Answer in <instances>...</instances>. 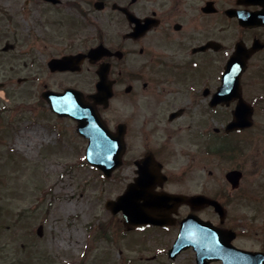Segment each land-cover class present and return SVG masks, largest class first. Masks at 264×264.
Masks as SVG:
<instances>
[{"label":"rangeland","instance_id":"obj_1","mask_svg":"<svg viewBox=\"0 0 264 264\" xmlns=\"http://www.w3.org/2000/svg\"><path fill=\"white\" fill-rule=\"evenodd\" d=\"M4 4L0 0V264H191L186 254L175 260L168 257L173 232L145 228L129 234L122 215L106 207L131 183L133 161L148 150L162 149L163 143L170 149L165 158L171 178L167 188L220 199L229 212L228 225L249 235L247 245L264 246V102L257 107L255 125L235 141L238 152L210 155L193 142L190 131L200 119L213 128L220 126L224 113L196 114L172 123L142 111L131 118L120 109L121 100L128 98L121 91L114 101L116 111L109 107L101 113L109 127L131 119L123 122L132 127L131 148L124 164L106 178L87 164L88 140L78 134L77 122L58 117L41 96L46 89L73 86L85 94L95 92L97 65L84 62L80 72L60 73L50 71L47 62L50 56L87 52L103 44L102 28L89 25L76 10H54L46 18L50 22L33 37L39 40L34 51L44 61L28 64L8 48L14 35L4 20ZM263 65V60H256L247 75L253 82L247 85L249 99L264 98V76L257 72ZM133 69L132 65L129 70ZM212 70L202 66L193 73L208 75ZM149 93L138 90L136 97ZM186 125L192 126L190 131ZM19 140L28 143L27 148L20 149ZM231 170L244 174L239 190L226 180ZM202 216L209 219L214 214Z\"/></svg>","mask_w":264,"mask_h":264},{"label":"flooded vegetation","instance_id":"obj_2","mask_svg":"<svg viewBox=\"0 0 264 264\" xmlns=\"http://www.w3.org/2000/svg\"><path fill=\"white\" fill-rule=\"evenodd\" d=\"M4 2V20L14 35L12 42L8 43V48L14 52L15 57L24 56L28 64L44 61L41 53L34 51L36 42H39L36 37L33 38L35 32L38 33L50 22V19L46 18L54 10L58 13L63 9L76 10L89 25L98 24L103 30L107 84L113 94V98L109 99L110 112L116 111L114 101L121 91L128 95V98L121 100L124 107L120 109L123 108L131 118L142 111L160 118L166 117L172 123L187 116L221 112L224 113L223 122L215 128L209 126L203 119L199 120L200 123L194 131H190L191 125H186L192 134L193 142L204 147L206 153L210 155H214L216 142L224 143L230 153L241 149L239 142L235 141L240 140L246 131H226L240 99L233 98L232 95L217 99L216 95L223 86L224 65L232 58L237 47L242 46L252 55L247 63L248 68L242 75L243 97L255 104V107L264 102V98L249 99L246 96L247 85H253L252 80H247V75L252 71V64L256 60L264 62V0H4ZM242 16L251 18V23L241 21ZM111 29H115L114 33H111ZM18 50H21V54H17ZM69 55L72 54L54 55L50 56V59ZM132 65L134 69L129 70L132 69ZM202 66L213 68L212 73L208 75L193 73ZM257 72L264 76V68H258ZM127 78L131 80L126 84L124 81ZM138 90L141 93H150L137 98ZM228 90L231 92L233 89ZM173 117L176 118L172 119ZM129 120L131 119L123 118L119 123ZM124 124L128 152L131 148L129 135L132 127L130 122ZM111 127L114 129V126ZM178 129L181 131L183 128ZM170 139L173 140V134ZM168 155L170 149L165 143L162 149L146 151L140 159L133 161L132 181L138 176L137 163L150 156L153 161L149 168L154 177L152 194H183L180 190L167 188L171 181L165 161ZM208 211L213 212V218L207 219L202 216ZM190 214L199 215L224 231L232 230L231 244L237 250L232 258L207 264H258L256 256L252 257L251 254L264 253V246L257 248L254 245H247L250 241L249 235L245 234L244 230L240 231L236 225H228L229 218L222 220L211 206L193 211L187 204L169 202L157 215L164 221L163 226H144L137 230L149 228L163 234L173 232V243L166 252L169 255L170 248L181 233L184 219ZM183 254L191 257V264H198L197 252L193 247L183 251L181 255Z\"/></svg>","mask_w":264,"mask_h":264},{"label":"water","instance_id":"obj_3","mask_svg":"<svg viewBox=\"0 0 264 264\" xmlns=\"http://www.w3.org/2000/svg\"><path fill=\"white\" fill-rule=\"evenodd\" d=\"M243 19L246 20V18ZM104 55V47L100 46L91 50L88 55L82 54L65 57L61 60H52L49 65L52 70H80L81 62L85 57H89L91 62H94L103 58ZM247 58L248 54H243L239 49L227 64L226 73L223 77L225 85L222 88L225 89V94L222 95V97L228 96L226 89L230 87L236 88L237 95L240 96L241 74L246 68ZM98 73L101 77V80L98 83V92L95 93V95L89 96L90 99L94 100V104L88 102L85 95L76 89H68L63 93L46 91L43 93V97L49 103L52 111L56 112L58 116H68L78 121L77 128L79 134L84 138L89 139L86 160L92 166L103 170L107 177H110V175L122 164V156L125 153L126 147L123 137V128L120 127L117 134L112 133L98 112L96 105L103 104L108 106L109 96H111V94H108L106 65L102 66ZM253 112L254 109H252L249 104L242 101V106L234 113V122L229 125L228 130H236L237 128L240 129L251 126L253 124ZM241 176L242 174L240 172H230L228 173L227 178L231 181L233 186H238ZM137 182L138 183L136 184L129 185L127 191L117 200H111L107 203V208L113 213L117 214L119 212H124L125 223L129 229H132L137 225L157 223V221H154L155 213L159 212L158 210L165 200L170 199L174 201L176 200L179 203L187 202L191 205H213L218 212L222 211L220 204L203 196L193 198L169 196L166 199L156 197L155 195L153 196L151 195V186L147 185L148 183L145 174H142ZM222 217H224V212L222 213ZM194 220L195 218L189 217L187 221H185L182 235L178 239L175 248L176 254H178L181 249L188 247L189 244H196L198 242L200 247L197 251L200 252L201 259L207 257L210 260H218L223 257V250L228 248V246L223 243L225 240L228 244L229 240L227 236H224V240L221 237L216 240L215 235L213 234L209 236L203 235L196 238L188 232V230L198 226L204 227V223L202 222L195 225L193 224ZM184 238H188L190 243L186 246H181ZM210 242H218L220 245H217V247H213L214 245L202 247V243L209 244ZM225 253H228V251H225ZM256 255L259 257L263 256L261 254Z\"/></svg>","mask_w":264,"mask_h":264},{"label":"bare ground","instance_id":"obj_4","mask_svg":"<svg viewBox=\"0 0 264 264\" xmlns=\"http://www.w3.org/2000/svg\"><path fill=\"white\" fill-rule=\"evenodd\" d=\"M27 144H28V143H25L24 141H22V143H21V141L19 140L18 147H19L20 149H22V148L25 149V148H27ZM29 145L31 146V148L29 149V151H32L34 143H33V144L30 143Z\"/></svg>","mask_w":264,"mask_h":264}]
</instances>
